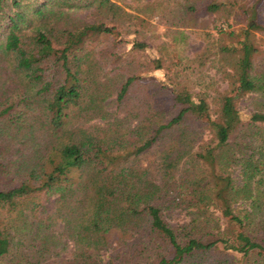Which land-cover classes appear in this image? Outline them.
Wrapping results in <instances>:
<instances>
[{"label": "trees", "instance_id": "obj_1", "mask_svg": "<svg viewBox=\"0 0 264 264\" xmlns=\"http://www.w3.org/2000/svg\"><path fill=\"white\" fill-rule=\"evenodd\" d=\"M263 2L205 5L225 14L230 32L223 35L238 36L217 53L231 67L233 89L215 111L206 95L181 91L166 98L167 109L120 118L105 102L116 95L126 105L139 77L116 89L103 66L126 51L100 58L94 43L119 37L116 26L133 19L125 0H0V134L8 147H34L22 180L0 187V263L11 257V264H41L13 258V234L27 209L56 197L54 218L76 245L66 264H264V112L246 114L237 105L242 94L264 95V74L254 75L263 53L254 35L264 32ZM237 6L247 20L238 30L229 24ZM83 10L96 21L80 20ZM140 12L158 9L147 3ZM133 45L131 51L146 48ZM199 126L209 130L208 141ZM153 151L158 162L142 163ZM240 202L247 207H236ZM179 207L190 219L174 227L166 213ZM51 220L37 224L44 243L55 241ZM116 236L133 241L106 263L102 250Z\"/></svg>", "mask_w": 264, "mask_h": 264}, {"label": "rangeland", "instance_id": "obj_2", "mask_svg": "<svg viewBox=\"0 0 264 264\" xmlns=\"http://www.w3.org/2000/svg\"><path fill=\"white\" fill-rule=\"evenodd\" d=\"M122 4L125 10L133 15L131 21L116 26L119 37L101 36L96 39V57L100 58L107 53L126 54L116 61L112 56L105 60L104 73L110 76L118 89L129 77L138 76L139 80L133 85L127 103L121 106L114 95L105 102L106 110L113 115L123 118L131 111L132 116L152 113V108H168V99L172 93L188 91L196 98L197 95H206L215 111L217 99L222 95L232 93V84L227 74L231 67L224 66L225 60L217 53L224 44H231L238 39L230 35H223L222 31L230 32V27L225 23V14H210L205 11L208 2L216 4L234 0H125ZM241 5L249 7L255 0H235ZM157 6L158 12H140L145 4ZM264 3V2H263ZM193 7V11L189 9ZM236 11L229 19L233 29L246 26L242 10L235 7ZM261 16L264 18V4L260 6ZM77 17L86 23H94L98 16L92 10H83ZM138 18V19H136ZM142 19L144 22H141ZM251 23V22H250ZM238 35V33H237ZM257 42L261 44L262 54L254 63V75L264 74V32L254 31ZM118 41V42H117ZM143 43L144 50H132L133 44ZM113 55V54H112ZM109 56V55H108ZM104 58V57H103ZM155 103H151V102ZM215 101V102H214ZM166 102V103H165ZM238 108L246 113L264 112V95L259 93H245L239 98ZM177 111V110H176ZM114 119V118H113ZM111 119L110 122L113 121ZM109 122V123H110ZM107 122L94 121L91 125ZM3 126L0 117V128ZM198 131L208 141L211 134L208 129L199 126ZM7 138L0 134V187L7 188L16 185L23 178L24 165L28 164L34 147L22 146L18 141L8 147ZM159 154L154 151L142 158V163L147 166L158 162ZM154 167L157 165H153ZM186 168L189 166L185 165ZM233 176L237 184L243 185L240 171L235 168ZM41 206L36 210L27 209L18 223L12 247L13 258L25 256L28 260L41 264H66L72 262L76 250L73 237L66 233L65 224L54 218L56 212V197L43 199ZM240 202L236 207L244 208L247 204ZM189 212L184 207L170 210L166 213L168 222L174 227L188 221ZM216 217L223 219L220 211ZM51 220V229L55 241L44 243L36 238V231L40 221ZM46 235L47 231L43 232ZM133 240H123L119 236L110 239L101 256L106 263L116 260L117 256L127 252V246ZM45 245V247L43 246ZM45 250V252H43ZM40 252L43 254L41 255ZM219 254L214 255L217 258ZM34 259V260H33ZM116 262V261H115ZM0 264H11V257Z\"/></svg>", "mask_w": 264, "mask_h": 264}]
</instances>
